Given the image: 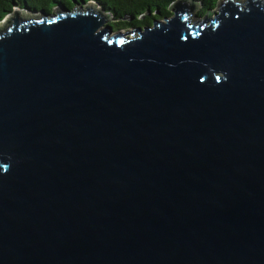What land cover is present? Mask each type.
I'll return each instance as SVG.
<instances>
[{"label": "water", "instance_id": "1", "mask_svg": "<svg viewBox=\"0 0 264 264\" xmlns=\"http://www.w3.org/2000/svg\"><path fill=\"white\" fill-rule=\"evenodd\" d=\"M198 8L4 17L0 264H264V0Z\"/></svg>", "mask_w": 264, "mask_h": 264}, {"label": "trees", "instance_id": "2", "mask_svg": "<svg viewBox=\"0 0 264 264\" xmlns=\"http://www.w3.org/2000/svg\"><path fill=\"white\" fill-rule=\"evenodd\" d=\"M177 0H0V21L12 12L14 7L29 11L51 13L62 7L72 10L76 6L95 3L113 17L109 22L112 29L136 28L149 25L153 19L171 15V6ZM199 4L195 13L204 16L215 9L219 0H194Z\"/></svg>", "mask_w": 264, "mask_h": 264}, {"label": "rangeland", "instance_id": "3", "mask_svg": "<svg viewBox=\"0 0 264 264\" xmlns=\"http://www.w3.org/2000/svg\"><path fill=\"white\" fill-rule=\"evenodd\" d=\"M192 1L195 2L194 0H192ZM195 3H197V2H195ZM198 10H199V8L196 9L194 13H196ZM214 10H215V9L211 10V12L214 11ZM25 11L28 12L29 10H25ZM29 12H30V11H29ZM157 19H158V18H157ZM113 20H114L113 17H111V20L108 21V22H106V23L109 24V22H113ZM158 20H163V18H162V19H158ZM4 23H5V20L2 19V20L0 21V26H2ZM140 27H144V26H140ZM134 29H136V28H130V27H128V28H124V29H119V31H121V32H123V33H129V32H132Z\"/></svg>", "mask_w": 264, "mask_h": 264}]
</instances>
